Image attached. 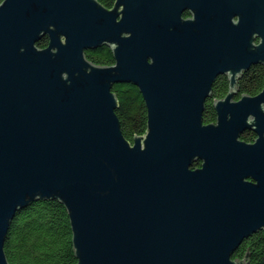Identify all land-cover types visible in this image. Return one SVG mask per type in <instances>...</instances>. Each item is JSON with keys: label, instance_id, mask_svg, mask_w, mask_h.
<instances>
[{"label": "water", "instance_id": "95a60500", "mask_svg": "<svg viewBox=\"0 0 264 264\" xmlns=\"http://www.w3.org/2000/svg\"><path fill=\"white\" fill-rule=\"evenodd\" d=\"M102 45L113 64L87 57ZM259 63L264 0H0V264L16 212L46 199L68 211L76 264H250L233 256L264 229V87L236 86ZM124 82L148 111L133 142Z\"/></svg>", "mask_w": 264, "mask_h": 264}, {"label": "trees", "instance_id": "16d2710c", "mask_svg": "<svg viewBox=\"0 0 264 264\" xmlns=\"http://www.w3.org/2000/svg\"><path fill=\"white\" fill-rule=\"evenodd\" d=\"M111 8L115 0H99ZM185 11L184 16H188ZM41 48L49 45L48 36L38 42ZM87 57L98 65L114 63V54L109 45H102L85 51ZM229 76L217 77L213 84L212 97L206 102L204 121H216L214 101L229 92ZM264 87V64L251 66L238 79L236 99L243 94L256 95ZM113 91L118 98L116 113L121 129L127 139L133 142L138 135H145L148 126V111L139 88L132 83H116ZM257 137L253 130H246L242 139L252 142ZM201 165L196 161L193 168ZM5 252L11 264H76L77 257L72 240V228L68 211L57 199L36 200L16 212L5 242ZM246 258L250 264H264V229L244 239L235 251L234 259Z\"/></svg>", "mask_w": 264, "mask_h": 264}, {"label": "flooded vegetation", "instance_id": "af4514ba", "mask_svg": "<svg viewBox=\"0 0 264 264\" xmlns=\"http://www.w3.org/2000/svg\"><path fill=\"white\" fill-rule=\"evenodd\" d=\"M186 11H189V10H186ZM185 13V12H184ZM188 17H191V13L189 11V15L188 16H185V18H188Z\"/></svg>", "mask_w": 264, "mask_h": 264}]
</instances>
